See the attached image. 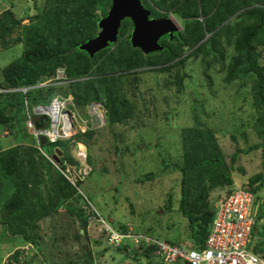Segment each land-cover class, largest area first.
<instances>
[{"label":"trees","instance_id":"obj_1","mask_svg":"<svg viewBox=\"0 0 264 264\" xmlns=\"http://www.w3.org/2000/svg\"><path fill=\"white\" fill-rule=\"evenodd\" d=\"M110 2L44 0L40 11L24 25H18L11 10L6 11L9 19L5 13L2 14L1 47L21 42L24 49L21 56L2 68L0 89L10 85L34 84L40 77L50 76L58 66H65L66 74L76 80L65 85L32 88L27 92L29 99L35 103L43 102L45 94L48 96L53 92H62L70 93L81 109L91 102H101L106 110V123L111 125L127 124L134 119L135 105L127 96L130 84L126 83L124 76L132 74L131 86L136 87L139 83L138 74L144 68L157 66L156 70L161 72L176 69L172 76L181 89L186 74L183 68L187 60L193 57L201 62L205 71L216 65L225 70V87L236 79L240 80L241 86L250 84L256 109L252 115L253 127L259 142L237 149L227 162L214 130L192 113L193 124L183 126L178 132L179 162L169 163L163 157L164 169L156 171L178 172L180 196L176 211L187 219L188 234L185 239L188 242L177 238L164 239L183 248L203 246L214 216V208L209 200L210 190L219 188L228 192L235 188L232 170L239 155L259 148L264 150V66L258 62L264 50V0H142L151 11V16L165 17L168 12L174 13L182 20L181 30L175 32L172 39L166 36L161 42L164 45L162 50L144 54L139 48L132 47L128 32L131 22L126 18L122 21L117 41L90 56L80 45L96 35L98 21L106 14ZM15 31H18L17 35L12 38L10 35ZM24 103V94L21 92L7 93L0 90V137L3 132L12 133L13 129L18 131L23 126ZM92 134L93 127L90 126L86 131H77L56 145L69 163L77 164L69 154L68 144L81 142L77 144L78 149L85 152L84 144L88 149L92 147ZM35 143V138H31V142L8 148L2 149L0 146V242L6 241L7 248L4 250L8 253L4 264H94V255L87 250L88 245H80L77 252L68 251L64 245H56L57 242H53L52 246V241L57 240L55 227L49 234L50 243H44L43 237L39 235V222L59 215L61 222L64 221L70 227L69 233L79 237L82 230L83 234L87 230L88 216L96 212L93 203L78 188L83 180L72 184L62 172L64 167L58 164L60 169L46 158L45 155L53 152L43 149L44 145L38 149ZM155 145L158 146V143ZM91 158L88 154V172L92 170ZM238 168L241 175L246 173L242 165ZM153 177V174H146L139 180ZM243 186L253 192L264 186V159L262 171L250 175ZM172 198L170 192L164 208L167 212L172 209ZM59 208L63 212H59ZM258 218L254 225L255 241L252 249L264 254L263 207L259 210ZM75 221L77 226L74 225ZM112 228L125 232L127 225L119 223ZM147 231L141 233L133 230L132 234L141 237L138 245L134 243L131 246L134 261H128L127 264L136 263L138 256H145L147 264H171L155 252L157 245L152 240L164 239ZM142 236L148 238L143 239ZM102 240L100 236L95 239V243ZM127 241L116 249L126 252L128 243H131L130 239ZM29 246L36 247L37 252L29 254ZM3 255L0 256V264ZM155 258L160 261L156 262ZM174 263L184 264L181 261Z\"/></svg>","mask_w":264,"mask_h":264},{"label":"rangeland","instance_id":"obj_2","mask_svg":"<svg viewBox=\"0 0 264 264\" xmlns=\"http://www.w3.org/2000/svg\"><path fill=\"white\" fill-rule=\"evenodd\" d=\"M18 2L19 5L12 9L18 11L20 24L28 23L33 19L31 14L38 13L44 5V0H18ZM168 15L181 30L182 20L172 12H168ZM16 35L17 33H14L11 37L14 38ZM23 49V43L0 49V81H2V68L21 56ZM230 52L231 50L229 55ZM262 53L258 62L264 66V50ZM226 58L228 60L229 56ZM219 67L216 65L205 71L199 60L189 58L183 68L186 74L181 89L172 76L176 69L161 72L156 70L157 66L144 68V71L138 74L139 83L136 87L131 86L132 74L124 76L126 83L130 84L127 96L135 105L134 119L129 120L127 124L111 125L104 120L99 125L93 126L92 147L88 149L84 145L85 152L80 150L84 155L85 165H87V155H91L92 170L85 175L78 188L93 203V210L105 218L107 225L113 227L123 223L131 233L133 230L141 233L149 230L147 232H152L162 239H179L184 243L188 242L185 239L188 234L187 219L176 211L180 196V183H177L179 174L175 170L161 171V174L156 171L164 169L163 157L169 163L179 162L178 132L183 126L193 124L192 113L214 130L227 162L237 149L246 148L260 141L253 127L252 115L255 114L256 109L252 102L251 85L241 86L240 80L236 79L230 86L225 87L223 79L225 70ZM34 105L35 103L30 101L31 109ZM88 108H78L82 118L89 119ZM101 111H104V108L101 107ZM78 124H81L79 118ZM82 126H84L83 122ZM78 129L79 127L74 131ZM31 138H33L32 132L22 126L16 134L0 137V146H6L20 139L24 143L31 142ZM156 142L158 146L155 145ZM56 144H43V149L53 152L58 146ZM68 149L73 160L77 162L75 167L82 168L80 166L82 160L77 155L78 145L69 143ZM263 159L264 150L260 148L251 150L247 154H240L234 163L235 169L232 170L233 186L247 184L250 175L262 171ZM240 165L246 171L244 175L239 172ZM87 168L89 171L88 166ZM146 174H153L154 177L140 181L139 178ZM215 190H210L211 195L209 193L212 205L218 197ZM170 192L173 197L172 209L167 212L164 208L168 203ZM258 199L261 205L263 204L260 205V209L264 208V186L258 191ZM59 212H63V209L59 208ZM107 220L113 225L108 224ZM172 222H174L173 226H171ZM106 224L91 225L87 227L85 234L82 230L79 237H74L69 233L70 227L64 221L61 222L60 216L57 215L53 219L46 218L39 222V235L43 237L44 243H50L49 234L55 227L58 241H52L51 245L57 242L56 245H64L68 251L77 252L80 245L85 246L90 243L87 250L94 255V264L103 262L122 264L127 256L129 261H134L131 257L133 253L127 254L128 250L123 253L114 249L116 247L109 248L103 240L95 243V239L100 238V229ZM74 225L77 226L76 221ZM128 245L132 246L129 243ZM5 247L7 248V244L4 240L0 242V256L4 254L1 264H4V259L8 255L7 252L5 253ZM23 252L25 253L26 250ZM36 252V247H31L29 250L31 255ZM136 261L144 264L140 256ZM155 261L160 260L155 258Z\"/></svg>","mask_w":264,"mask_h":264},{"label":"built area","instance_id":"obj_3","mask_svg":"<svg viewBox=\"0 0 264 264\" xmlns=\"http://www.w3.org/2000/svg\"><path fill=\"white\" fill-rule=\"evenodd\" d=\"M56 78L65 80L66 76L58 72ZM69 101V98H53L51 102L53 110L48 113L51 116L50 127L46 130H37L29 122L28 126L33 128L34 134H46L50 141L70 134L71 123L64 119V108ZM81 167H74L65 162L62 172L74 184L77 179H83L88 173L87 166ZM254 201L255 195L244 187H235L223 193L213 204L214 216L203 246L183 248L166 240L153 239L152 241L157 245L155 252L167 263L181 261L184 264H264V255L252 249L257 206ZM90 221L106 224L99 214L91 216ZM101 231L105 235L106 242L115 247L125 244L126 239L138 245L141 237L131 232L116 231L107 224L101 228ZM142 238L148 237L142 236Z\"/></svg>","mask_w":264,"mask_h":264},{"label":"water","instance_id":"obj_4","mask_svg":"<svg viewBox=\"0 0 264 264\" xmlns=\"http://www.w3.org/2000/svg\"><path fill=\"white\" fill-rule=\"evenodd\" d=\"M129 18L131 21L130 43L132 47L139 48L144 54L162 50L160 43L162 36L173 38L179 30L178 24L169 15L166 17H153L151 11L142 3V0H111L105 15L98 21V32L80 45V48L90 56L116 42L122 21ZM89 104V109L95 105ZM99 116L104 121V113L99 111ZM99 116L91 114V123L99 125ZM41 144L46 143V138L41 136Z\"/></svg>","mask_w":264,"mask_h":264},{"label":"clouds","instance_id":"obj_5","mask_svg":"<svg viewBox=\"0 0 264 264\" xmlns=\"http://www.w3.org/2000/svg\"><path fill=\"white\" fill-rule=\"evenodd\" d=\"M36 14V13H35ZM1 17V16H0ZM166 17V16H165ZM18 20V24L20 25V20L19 19H17ZM29 23V22H28ZM28 23H24V24H28ZM23 24V25H24ZM17 43H21V42H17ZM16 43V44H17ZM22 44V43H21ZM58 72H61L63 75H65L66 76V79L64 80V79H62V78H56V75H57V73ZM75 78H71V77H69L67 74H66V72L65 71H63V70H57L56 71V73H55V75L54 76H51V77H46V78H43V79H40V80H37V82H35L34 84H31V85H18V86H14V87H8V86H4V87H2L1 88V90L3 91V92H7V93H11V92H22L24 95L29 91V90H31L32 88H38V87H44V86H51V85H65V84H68V83H70V80H74ZM55 97H59V98H62V99H64V98H69L70 99V101H71V103H70V101L69 102H67L66 103V106H65V108H64V119H65V121L66 122H69V123H71V132H70V134H68V135H63V136H61V137H58L55 141H50L49 140V137L46 135V134H41V135H35L34 134V132H33V128H35V129H40V130H46V129H48L49 127H50V123H51V116L48 114V113H51V111L53 110V107L51 106V102H52V100H53V98H55ZM96 104L94 105V106H96V110H97V112L95 113L97 116H99V111H101V107L102 108H104L103 107V105H102V103L101 102H95ZM93 106V107H94ZM87 107H89V105H87ZM86 107V108H87ZM93 107H92V109H93ZM78 106L75 104V101H74V99H73V96L70 94V93H67V94H65V93H59V94H55V95H53L52 97H50L49 98V100L48 101H46V102H40V103H37V104H35L33 107H32V109L29 107V108H27V121H26V127H27V129H29L31 132H32V134H33V136L35 137V139H36V144H35V146L36 147H38V149H40V147L42 146V144H41V141H40V138H41V136H44L45 138H46V143L47 142H49V143H51V144H56V143H58L59 141H64V140H67V139H69L72 135H74L77 131H86L90 126L91 127H93V126H95V124H92L91 123V114H93L94 112L92 111V110H90L89 108H88V117H89V119H87V118H82L81 117V114H80V112H78ZM85 109V108H84ZM101 112H103L104 113V119H105V112H106V110L104 109V111H101ZM78 118L80 119V122H81V124H78ZM99 119H100V121L101 122H104V121H102V118L99 116ZM105 121H106V119H105ZM29 122H31L32 123V125H33V128H30L29 126H28V123ZM82 122H83V125L84 126H82ZM79 127V129L75 132L74 130L76 129V128H78ZM45 143V144H46ZM76 143H81V142H76ZM83 144V143H82ZM85 145V144H84ZM46 156V158L48 159V160H50L55 166H59L58 164H61L62 165V167H64L65 168V162H67V163H69L65 158L64 159H62V156H61V150H60V148L57 146L56 148H55V151L51 154V155H45ZM69 164H71V163H69ZM71 165H73L74 167H75V164H71ZM80 166H88V164L87 165H85V163L83 162V163H81L80 164ZM60 167V166H59ZM89 167V166H88ZM60 169H61V167H60ZM88 174V173H87ZM84 178V177H83ZM68 179V178H67ZM69 180V179H68ZM77 180H83V179H77ZM76 180V181H77ZM70 181V180H69ZM73 184V183H72ZM234 187H244V188H246L247 190H249L247 187H245V186H243V185H241V186H234ZM250 192H252L254 195H255V201H254V204L255 205H257L256 206V213H255V218H256V223L258 222V214H259V210H260V205H261V202L259 201V199H258V191L257 192H253V191H251V190H249ZM263 205V204H262ZM261 205V206H262ZM96 214H99V213H97L96 212ZM95 213L94 214H91V215H89L88 216V219H87V223H88V225H87V227H89V226H97V225H101L100 224V222H98V221H93V222H91L90 221V217L91 216H93V215H96ZM100 215V214H99ZM101 216V215H100ZM104 220H105V218L103 217V216H101ZM107 223H108V220H107ZM109 224V223H108ZM121 232V231H120ZM125 232H129L128 231V227H127V229H126V231ZM253 232H254V227H253ZM100 234H99V236H102V238L104 239V243L106 244V246L107 247H109V248H114L115 246H112V245H109L107 242H106V239H105V235H104V233L101 231V229H100V232H99ZM252 236H253V239H254V234L252 233ZM165 240V239H164ZM128 241H127V239H126V242H125V244L127 243ZM131 243H132V245H134V242L131 240ZM90 244V243H89ZM88 244V245H89ZM253 244H254V241H253ZM253 248V247H252ZM114 249H116V248H114ZM129 249H130V252L129 251H127V253L129 252V253H132L131 252V250H133L132 249V247H129ZM128 249V250H129ZM124 253V252H123ZM262 254V253H261ZM127 255V254H126ZM262 255H264V254H262ZM128 257V256H127ZM126 259V258H125ZM131 263V262H130ZM130 263H128V264H130ZM174 263V262H173ZM124 264H127L126 262H124Z\"/></svg>","mask_w":264,"mask_h":264},{"label":"crops","instance_id":"obj_6","mask_svg":"<svg viewBox=\"0 0 264 264\" xmlns=\"http://www.w3.org/2000/svg\"><path fill=\"white\" fill-rule=\"evenodd\" d=\"M15 3L17 4V5H15ZM19 5V2H18V0H0V16L2 15V14H4L5 13V15L8 17V19H9V16L6 14V11H9V10H11L12 12H13V15L15 16V18H17V19H19V16H17V13H18V11L17 12H15V11H13V7H17ZM15 9H17V8H15ZM23 10H25V8H22ZM22 9L20 10V11H22ZM27 12L29 13V11L27 10ZM35 15V13L33 12L32 14H31V16H34ZM25 18V17H24ZM19 25V24H18ZM20 25H23V24H20ZM18 31H15V33H17ZM14 34V33H13ZM12 35V34H11ZM10 35V36H11ZM1 44V43H0ZM4 47H1V45H0V49H3ZM5 48H7V47H5ZM9 64V63H8ZM7 64V65H8ZM6 65V66H7ZM5 67V66H4ZM3 67V68H4ZM63 70V71H65L66 72V67L65 66H58L56 69H55V71H54V73H52L50 76H46V77H51V76H54L55 75V73H56V71L57 70ZM46 77H44V76H42V77H40L38 80H40V79H43V78H46ZM1 78H3L2 77V70H1ZM74 80H76V78L74 79ZM74 80H70V82H73ZM8 87H14L13 85H10V86H8ZM19 92V91H18ZM11 93H15V92H11ZM22 93V92H21ZM59 93H62V92H53V93H51V94H49L48 96L45 94V100L43 101V102H46V101H48L49 100V98L50 97H52L53 95H55V94H59ZM23 94V93H22ZM24 100H25V103H24V108H23V114H24V116H23V127L25 126L26 127V121H27V108H29L30 107V99H29V97L27 96V93L24 95ZM35 103V102H34ZM38 103H40V102H38ZM35 104H37V103H35ZM15 123V126H16V122H14ZM27 128V127H26ZM18 131H19V129H18ZM14 134H16V128L15 129H13V131H12V133H9V131H7V133H5V132H3V134L1 135V137L2 136H6V135H14ZM15 136H18V135H15ZM33 138H35V137H33ZM36 140V139H35ZM19 143H24V142H22L21 141V139L19 140V141H12L11 143H9V144H7L6 146H1V148L2 149H4V148H8V147H11V146H13V145H16V144H19ZM36 144V143H35ZM76 144H78V143H76ZM43 145V144H42ZM61 150V149H60ZM69 150V149H68ZM54 151H55V149H54ZM53 151V152H54ZM62 151V150H61ZM61 156L62 157H64V155H63V153L61 152ZM217 191V192H216ZM214 192H216V194L218 195V196H220V195H222L223 193H225L226 191L224 190V189H216ZM210 195H211V192H210ZM212 198V197H211ZM49 220V219H48ZM254 241H255V237H254ZM131 244V243H130ZM140 258H142L143 259V261L144 262H142V263H144V264H147L148 263V261H147V258L145 257V256H140ZM126 263L129 261V260H127V259H125L124 260ZM141 261V260H140ZM99 264H101V263H99ZM102 264H109V263H105V262H103ZM122 264H124V263H122ZM130 264H140L139 262H136V263H130ZM150 264H156L155 262L153 263V262H151Z\"/></svg>","mask_w":264,"mask_h":264},{"label":"bare ground","instance_id":"obj_7","mask_svg":"<svg viewBox=\"0 0 264 264\" xmlns=\"http://www.w3.org/2000/svg\"><path fill=\"white\" fill-rule=\"evenodd\" d=\"M92 111L94 112V114L97 112L96 106L93 107ZM77 150H78L77 151L78 152L77 155H78L79 159L82 160V163H83L84 155L79 151V149H77Z\"/></svg>","mask_w":264,"mask_h":264},{"label":"flooded vegetation","instance_id":"obj_8","mask_svg":"<svg viewBox=\"0 0 264 264\" xmlns=\"http://www.w3.org/2000/svg\"><path fill=\"white\" fill-rule=\"evenodd\" d=\"M107 10H108V9H107ZM153 17H154V16H153ZM157 18H159V17H157ZM125 19H126V18H125ZM127 19H129V18H127ZM129 21H130V19H129ZM130 22H131V21H130ZM122 25H123V22H122L121 26H122ZM121 26H120V27H121ZM130 31H131V28L128 29V32H129V33H130ZM167 37H168V36H167ZM167 37H166V36H162V37L160 38V40H159L160 43H161L163 40H165V38H167Z\"/></svg>","mask_w":264,"mask_h":264}]
</instances>
